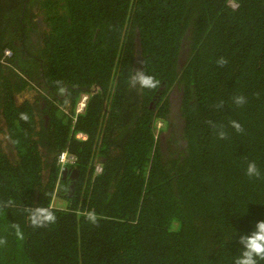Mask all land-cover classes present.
I'll return each mask as SVG.
<instances>
[{
    "label": "trees",
    "instance_id": "1",
    "mask_svg": "<svg viewBox=\"0 0 264 264\" xmlns=\"http://www.w3.org/2000/svg\"><path fill=\"white\" fill-rule=\"evenodd\" d=\"M26 15L43 20L31 24L36 44L27 30L14 40ZM137 69L159 86L132 87ZM40 73L51 136L37 131L38 109L14 100ZM174 90L182 129L163 143ZM2 98L11 144L0 141V264H235L240 237L264 221V0H0ZM34 136L53 154L49 178ZM63 151L78 159L67 197ZM37 207L55 223L33 227Z\"/></svg>",
    "mask_w": 264,
    "mask_h": 264
},
{
    "label": "flooded vegetation",
    "instance_id": "2",
    "mask_svg": "<svg viewBox=\"0 0 264 264\" xmlns=\"http://www.w3.org/2000/svg\"><path fill=\"white\" fill-rule=\"evenodd\" d=\"M30 21L32 23L28 24L29 16L27 17V15H26V19L23 17L21 18L22 31L20 34L17 33V30H15V32H14L15 33L14 40H16V42H18L20 40L21 36L25 37L24 30H27V33L31 37L34 44H36L37 41L41 40V39H39L41 36L39 34H37V36H35V34L33 33V30H35L36 28H43L44 27L42 24L43 23L42 18L30 16ZM31 24H35L36 28L33 27ZM22 45L23 44L21 43V46ZM5 55L7 57H11L13 55V53H12V51H6ZM16 65L19 67V61H17ZM34 70H35L34 67H31L29 69H25V71H27L29 73H31ZM8 74H10V73L8 72ZM37 76H39V77H37V78L34 77L36 82H30L29 85L20 89L19 91H17L14 94V100H15L16 106H18L19 108H21L23 105H26V103H28V105H30L32 108L38 109L40 111V115L37 114V111H35V121H36L35 124L37 126V131L40 132L41 130L44 129V133H42V134L44 135L45 133H49V136H51L53 134V132L51 133L52 128L50 126V123H51V118L54 115L55 108H53V106L51 104V100L49 98V94H50L49 92H51V91L49 89L45 91V88H47V87L45 86V80L43 79L44 78L43 73L42 74L40 73ZM10 78L13 81L12 75H10ZM18 81L19 80H17L15 78L14 84H16V83L18 84L17 89H19V87H20V85H19L20 81L19 82ZM52 92L54 93L53 90H52ZM85 96H87V102H86V108H87L90 96L88 94H85ZM170 96H171L170 97V109H169L170 113L168 114V119H167V122L169 125L167 126V124H165V122L161 123L162 125H160V126H163V128H164V131H162L160 133L163 143L166 140L168 134L172 132V129L175 128V130H176V128H177V130H178V128L180 126V121H181L180 116L177 113L178 105L180 104L179 103L180 102L179 96L175 95V90L171 93ZM80 97H82V96H80ZM151 107L155 108V107H153V105ZM49 126H50V129L48 130ZM2 130H3V132H0V141L2 143V146L4 148H6L8 146V144H11V142H10L11 139L9 137V132L7 130V127L4 126V128H2ZM73 138H74L75 142H79V140L82 142L88 141V138L85 135H81L80 132H76L74 134ZM32 139H33V141L36 142V144L38 146L37 153H39V156L41 158L40 169H42V176H43V178H46V177L49 178L50 174H51V170L46 169V168L47 167L51 168L54 165L53 154L48 151L50 149L48 147H46L41 142V140L38 136H34ZM77 161H78V159H77ZM78 174H79V172L77 171L76 166L73 169L66 168L64 170V172L61 174L59 182H61V181L65 182V185L67 184L66 188L70 192L72 190V186H71L72 182L75 181V178H77ZM68 175L71 178V182H68L67 180H65V178H67Z\"/></svg>",
    "mask_w": 264,
    "mask_h": 264
},
{
    "label": "clouds",
    "instance_id": "3",
    "mask_svg": "<svg viewBox=\"0 0 264 264\" xmlns=\"http://www.w3.org/2000/svg\"><path fill=\"white\" fill-rule=\"evenodd\" d=\"M217 64L219 66H224L227 64V59L224 57H221ZM159 81L155 79V77L151 75H146L143 70L137 69L135 70V74L131 76L130 78V84L132 87H135L139 85L140 88H146V89H156L159 86ZM84 96V95H82ZM235 103L239 105H243L246 100L244 96H237L234 98ZM77 107V106H76ZM81 114V113H80ZM79 114H76L75 112V118ZM21 119L27 120L28 117L25 114H21ZM211 123V121H209ZM231 126L239 133L242 132V126L237 121H231ZM82 135V133H81ZM87 138H89L88 135H85ZM226 137V133L221 132L219 135V138L224 139ZM58 158V157H57ZM69 169L75 168L68 167ZM246 175L250 178L256 177L259 178L261 173L260 170L257 168V165L255 162H249L247 169H246ZM29 215V221L33 227H44L47 224L55 223L56 217L54 213L46 208L37 207L35 209H29L28 210ZM90 221L93 223L96 222V216L94 213H89L87 217ZM258 231L254 232L251 236H241L239 243H242L245 245V248L241 250L240 256H238L235 260V264H258V260H264V221H260L257 223ZM6 241L2 238H0V244H4Z\"/></svg>",
    "mask_w": 264,
    "mask_h": 264
},
{
    "label": "built area",
    "instance_id": "4",
    "mask_svg": "<svg viewBox=\"0 0 264 264\" xmlns=\"http://www.w3.org/2000/svg\"><path fill=\"white\" fill-rule=\"evenodd\" d=\"M231 6L235 9L237 8V4L231 2ZM87 96H82L76 107V114L83 113L86 108ZM87 143V142H85ZM57 164L61 169H66L68 167H73L77 163V157L75 154L69 151H63L59 154L57 158ZM95 171L100 173L102 171L101 166H96Z\"/></svg>",
    "mask_w": 264,
    "mask_h": 264
},
{
    "label": "rangeland",
    "instance_id": "5",
    "mask_svg": "<svg viewBox=\"0 0 264 264\" xmlns=\"http://www.w3.org/2000/svg\"><path fill=\"white\" fill-rule=\"evenodd\" d=\"M177 93H180V92H177ZM177 93L175 94V95H177ZM2 96V95H1ZM0 106H4V102H3V98H2V100L0 101ZM177 112H178V109H177ZM178 114H179V112H178ZM180 116V115H179ZM181 125H182V119H181V121H180V126H179V128H178V130H177V128H176V130H175V132H178V131H181ZM83 135V134H82ZM83 137V136H82ZM170 137V136H169ZM168 139V137L166 138V140ZM69 194H68V192L66 193V194H64V196L65 197H67Z\"/></svg>",
    "mask_w": 264,
    "mask_h": 264
},
{
    "label": "bare ground",
    "instance_id": "6",
    "mask_svg": "<svg viewBox=\"0 0 264 264\" xmlns=\"http://www.w3.org/2000/svg\"><path fill=\"white\" fill-rule=\"evenodd\" d=\"M57 161H58V160H57ZM78 176H79V174H78ZM78 176H77V178H78ZM77 178H76V179H77ZM69 179L71 180V178H70V177H69Z\"/></svg>",
    "mask_w": 264,
    "mask_h": 264
},
{
    "label": "crops",
    "instance_id": "7",
    "mask_svg": "<svg viewBox=\"0 0 264 264\" xmlns=\"http://www.w3.org/2000/svg\"><path fill=\"white\" fill-rule=\"evenodd\" d=\"M72 190H73V188H72ZM72 190H71V191H72ZM71 191H70V192L68 191V194H70V193H71Z\"/></svg>",
    "mask_w": 264,
    "mask_h": 264
},
{
    "label": "water",
    "instance_id": "8",
    "mask_svg": "<svg viewBox=\"0 0 264 264\" xmlns=\"http://www.w3.org/2000/svg\"><path fill=\"white\" fill-rule=\"evenodd\" d=\"M137 42H139V41H137Z\"/></svg>",
    "mask_w": 264,
    "mask_h": 264
}]
</instances>
